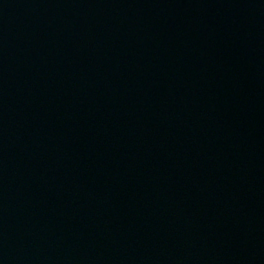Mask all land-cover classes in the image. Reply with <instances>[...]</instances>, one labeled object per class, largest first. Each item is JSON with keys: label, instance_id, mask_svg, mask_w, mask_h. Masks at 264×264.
I'll use <instances>...</instances> for the list:
<instances>
[{"label": "water", "instance_id": "1", "mask_svg": "<svg viewBox=\"0 0 264 264\" xmlns=\"http://www.w3.org/2000/svg\"><path fill=\"white\" fill-rule=\"evenodd\" d=\"M45 0H0V264H15L39 93Z\"/></svg>", "mask_w": 264, "mask_h": 264}]
</instances>
